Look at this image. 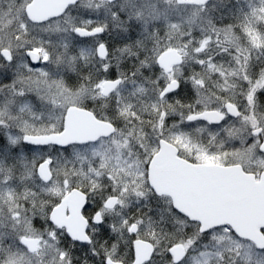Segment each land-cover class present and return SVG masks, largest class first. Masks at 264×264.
<instances>
[{"label": "snow or ice", "instance_id": "6c2138e0", "mask_svg": "<svg viewBox=\"0 0 264 264\" xmlns=\"http://www.w3.org/2000/svg\"><path fill=\"white\" fill-rule=\"evenodd\" d=\"M0 264H264V0H0Z\"/></svg>", "mask_w": 264, "mask_h": 264}]
</instances>
